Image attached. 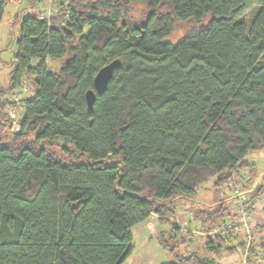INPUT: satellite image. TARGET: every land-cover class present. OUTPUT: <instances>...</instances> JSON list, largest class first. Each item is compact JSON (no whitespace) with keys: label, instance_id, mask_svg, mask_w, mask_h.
Masks as SVG:
<instances>
[{"label":"trees","instance_id":"1","mask_svg":"<svg viewBox=\"0 0 264 264\" xmlns=\"http://www.w3.org/2000/svg\"><path fill=\"white\" fill-rule=\"evenodd\" d=\"M50 1L54 15L20 19L0 84V264H122L131 227L151 213L170 225L157 238L171 253L162 264H218L241 237L213 223L229 216L233 176L256 170L246 154L264 149V0ZM182 22L183 37L165 39ZM115 58L88 109L85 91ZM22 77L35 88L14 127L3 99ZM182 199L199 237L165 218Z\"/></svg>","mask_w":264,"mask_h":264},{"label":"rangeland","instance_id":"2","mask_svg":"<svg viewBox=\"0 0 264 264\" xmlns=\"http://www.w3.org/2000/svg\"><path fill=\"white\" fill-rule=\"evenodd\" d=\"M137 7V6H136ZM58 6L51 2L50 0H42L40 3H37L36 5H31L29 0H8L5 7H4V12L0 21V84L3 86L7 85L8 82V72L11 68V63L15 58V54L17 52L16 48V37L18 36V30H19V24H20V19L25 17L32 9L38 13L39 16L41 17H50L51 15H54L57 11ZM137 10H133L131 12V18L136 19L138 18L139 14H137ZM253 13L251 11H248L244 14V19L247 24L251 22L252 15ZM19 17V20H16V18ZM64 22V20H63ZM189 22H182L179 26L178 29H176L171 35H168L165 37V39L176 42L180 40L183 37V34L185 30L189 27ZM66 60V57L62 58H53L49 59L46 61V65L49 69L51 70H58L60 65ZM32 80L27 79L25 77L21 78L19 88H16V90H12L9 94H7V97L11 99H15L17 97H27L29 96L35 86L33 83V78L31 77ZM21 83H24L26 85V89H23L25 87L22 86ZM20 94V95H19ZM5 111L7 113L8 119L11 120V123L15 127L18 123V119L22 115V107L19 104H11V106L8 108H5ZM11 111V113L9 112ZM259 153V152H258ZM248 158L253 161L257 162V164L262 167L264 164V158L259 156L260 154H255V152H250L248 154ZM257 169L255 172L252 174V178L257 180L261 175L259 172L260 169L256 165ZM204 188H201L197 196L199 199L202 201L209 202L211 200V183H205ZM176 207V208H175ZM175 212L172 215L166 216L167 218L175 217L176 215L178 216L179 220H185L187 219V222L185 226H181V229L188 228L191 231H194L196 233V225H192L189 227V220L187 213L191 211L192 213V207L187 202L186 200H178L176 203V206H174ZM193 214V213H192ZM165 217V218H166ZM192 220V218H191ZM171 222V221H169ZM218 223V222H215ZM181 225H184L181 223ZM183 227V228H182ZM195 228V229H194ZM199 247V246H198ZM202 248L201 246L198 248ZM181 250L183 252H187L185 247H181ZM203 252V251H202ZM240 255V254H239ZM239 261V260H238Z\"/></svg>","mask_w":264,"mask_h":264},{"label":"crops","instance_id":"3","mask_svg":"<svg viewBox=\"0 0 264 264\" xmlns=\"http://www.w3.org/2000/svg\"><path fill=\"white\" fill-rule=\"evenodd\" d=\"M250 152H255V154H260L259 156L264 158V149L253 150ZM248 152L245 158L252 164L256 165L260 169V177L255 180L252 178V174H247V180L242 181V187L244 190L257 193L256 207L253 209L252 213V223L255 227H264V201L261 200V193L264 192V164L262 167L258 165L255 159L253 161L248 158ZM259 152V153H258ZM233 191L231 190V193ZM259 197V198H258ZM232 202V201H231ZM231 205V204H230ZM230 215L232 216V211ZM233 217V216H232ZM167 218V217H166ZM195 225V222H190L189 227ZM195 229V228H194ZM170 230V225L161 222L159 216L156 213H151L144 220L137 222L131 227V236L133 240V249L122 264H162L169 262L171 260V253L164 250L158 242V234L160 232H168ZM196 230H198L196 228ZM195 237H199V232L194 233ZM239 237V236H238ZM200 240V238H198ZM202 240V239H201ZM229 245L237 246L240 243V239L232 238L228 241ZM199 246L202 245L200 241ZM187 252L193 249L191 245L184 246ZM200 252L204 251L203 247L199 249ZM183 252V251H182ZM185 253V252H183ZM239 251L234 247L233 252L223 253L219 257H215L218 264H238Z\"/></svg>","mask_w":264,"mask_h":264},{"label":"built area","instance_id":"4","mask_svg":"<svg viewBox=\"0 0 264 264\" xmlns=\"http://www.w3.org/2000/svg\"><path fill=\"white\" fill-rule=\"evenodd\" d=\"M24 86V83H21ZM19 88V86H18ZM23 89H26V85ZM16 90V89H15ZM20 95V94H19ZM22 97H17L11 99L4 97L3 101L6 104V108L10 107L11 104L21 105ZM11 113V111H9ZM247 180V173L242 172L239 176H233L232 178V198L230 200L229 210L232 211V216L230 215L225 218L222 225L219 223H213V229L210 232L220 234L224 236L225 233H237L240 235V244L235 246L238 249L239 261L238 264H247V261L250 259L253 261V264H264V251L257 250L251 252L250 247L253 242L258 240H264V229L261 227H255L252 223V213L253 209L256 207L257 193H252L246 191L242 187V181ZM259 198V197H258ZM261 200L264 201V192L261 193ZM232 201V202H231ZM188 219L191 220L192 213L191 211L187 213ZM171 221L174 225L179 227L185 226L187 219L179 220L178 216L166 218ZM183 223L184 225H181ZM183 228V227H182ZM194 232V231H193ZM228 245V240L226 242Z\"/></svg>","mask_w":264,"mask_h":264},{"label":"water","instance_id":"5","mask_svg":"<svg viewBox=\"0 0 264 264\" xmlns=\"http://www.w3.org/2000/svg\"><path fill=\"white\" fill-rule=\"evenodd\" d=\"M121 60L119 58L112 59L111 61L102 65L96 72L93 78V88L85 91V101L88 109H92L96 93H102L107 86L108 80L113 74L115 68L120 66Z\"/></svg>","mask_w":264,"mask_h":264}]
</instances>
